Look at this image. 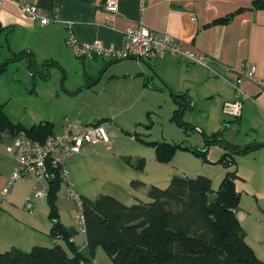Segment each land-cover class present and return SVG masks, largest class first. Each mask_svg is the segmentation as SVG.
<instances>
[{
	"label": "rangeland",
	"instance_id": "obj_1",
	"mask_svg": "<svg viewBox=\"0 0 264 264\" xmlns=\"http://www.w3.org/2000/svg\"><path fill=\"white\" fill-rule=\"evenodd\" d=\"M19 48L20 45L17 46L19 51L16 54L11 52L8 34L0 32V64L9 59L5 71L0 74V103L6 104L5 111L12 121L27 127L41 121H52L55 131H59L64 125L82 126L103 118L108 119L105 124L110 131L111 148L99 146L86 157H79L74 161L70 159L67 164L75 187L91 199L107 194L127 205L140 200L148 202L150 186L165 188L174 175L208 176L216 191L226 173L236 168H228L218 162L225 153L231 152L230 144H264V114L232 117L223 112L222 105L216 98L203 95L199 101L194 99L187 105L182 116L178 117L176 110L180 105L172 97L169 87L156 85L157 82L151 84L138 77L111 78L110 71L106 74L104 72L91 87L80 86L77 85L78 75L73 72L67 75L56 64L42 66L39 68L40 72L33 74L36 66L27 70L29 56L17 57L24 49ZM126 61L129 60H120L113 66ZM86 75L88 73L83 68L84 82ZM217 133L218 140L206 146V141L214 138ZM146 141H168L206 149L209 162H204L191 151L178 150L170 162L162 163L156 160L155 148ZM233 155L241 176L237 180V189L241 194L240 204L251 206L257 203L262 208L261 218L264 222V146ZM138 157H144L147 161L143 171L136 170L127 162L128 158L135 160ZM131 174L135 176L133 180H140L144 184L138 188L133 187V180L129 183L128 179ZM23 179L26 180H23V185L30 189L33 179ZM23 185L22 191L25 190ZM66 195L67 186L63 183L58 192L57 203L60 202L65 224L78 230L75 239L88 263L113 264L102 246L96 249L94 255L86 247V233L78 227L75 218L76 205ZM135 195L138 200L131 199ZM41 200L47 199L36 200L33 205ZM28 209L25 200L20 216L23 223L33 217ZM41 217L46 218V213ZM5 218L16 223L12 215L6 214ZM2 228L3 224L0 226V253L13 247L7 245L16 235L11 232L3 233ZM47 237L49 236L45 238ZM49 243L51 244L50 240ZM60 244L65 246L64 242ZM21 249L31 250L29 247Z\"/></svg>",
	"mask_w": 264,
	"mask_h": 264
},
{
	"label": "crops",
	"instance_id": "obj_2",
	"mask_svg": "<svg viewBox=\"0 0 264 264\" xmlns=\"http://www.w3.org/2000/svg\"><path fill=\"white\" fill-rule=\"evenodd\" d=\"M29 1L57 14L58 21L41 25L33 21L14 2L5 1L0 5V29L2 27L1 32L8 34L10 51L16 54L19 51L17 46L20 45V48H24L23 51H29L28 56L32 55L35 63L50 61L52 65L61 67L67 75L70 72L78 75L77 85L86 86L83 68L90 79L94 80L101 69L111 64L105 71V74L110 71L111 78L120 76L125 79L144 78L146 82L150 81L151 84L157 82L156 85L169 87L176 93H186L192 101L194 99L199 101L203 95L211 99L216 98L222 106L225 101L240 100L243 104L241 118L244 114H264V7L255 6V0H123L117 14L107 11L102 6L103 0ZM232 13L236 15L229 21L213 23L216 19ZM139 23L179 39L186 50L206 55L210 68L174 53H167L163 59L146 61L122 59L129 61L115 67L114 62L120 60H107L100 56L78 58L66 43L67 36L72 31L80 42L88 43L99 39L106 45L121 48L124 44L125 28ZM249 64L258 67L257 77L244 78L241 83L236 84L237 73L244 65ZM234 85H238V89ZM99 146L105 148L106 145H85L82 154H74L67 158L66 165L70 159L74 161L79 157H86ZM14 151V135L2 133L0 226L3 224V233L16 234L14 240L7 246L32 249L36 245L50 247L55 242H64L50 235L52 221L49 218L47 200L32 204L28 210L33 213V217L25 223L21 220V207L25 205L29 189L23 185L25 179L18 180L19 183L16 181L9 194L3 198V188L17 166ZM133 177L135 176L131 174L128 178L129 183ZM22 185L25 187L24 191ZM77 191L79 192L78 189ZM131 199L139 198L135 195L131 196ZM57 205L61 222L66 227H71L63 220V210L59 201ZM45 213L46 218H42L41 215ZM6 214L14 216L16 223L6 219ZM261 214L262 208L257 203L251 206L240 204L237 211V216L247 233L246 241L256 255L264 260V222ZM78 227L80 228L79 224ZM47 235L49 237L45 238ZM76 237L75 235L72 241L78 248ZM85 244L88 247L86 241ZM78 249L82 253L80 248Z\"/></svg>",
	"mask_w": 264,
	"mask_h": 264
},
{
	"label": "trees",
	"instance_id": "obj_3",
	"mask_svg": "<svg viewBox=\"0 0 264 264\" xmlns=\"http://www.w3.org/2000/svg\"><path fill=\"white\" fill-rule=\"evenodd\" d=\"M254 4L264 7V0H255ZM234 15L236 13L218 18L213 23L227 22ZM2 30L1 27L0 32ZM23 55L28 56L27 51L16 56L21 58ZM29 58V66L35 67L32 55ZM8 63L9 59L0 64V74ZM170 92L180 105L176 110V116L180 117L192 100L186 93H176L171 89ZM5 105L0 103V140L2 133L14 135L24 130L32 138L43 142L55 132L52 121H41L30 127L12 121L5 111ZM106 120L103 118L93 124ZM219 133L207 140L206 146L216 142ZM146 143L155 148L156 160L162 163L170 162L178 150L191 151L204 162H209L206 149L168 141ZM230 146L234 150L242 148V153H246L260 145ZM127 162L136 170H144L147 164L144 157L135 160L128 158ZM218 162L228 168H236L226 173L216 191L208 176L174 175L165 188L150 186L148 202L140 200L127 205L112 195L100 194L95 199L81 195L86 243L91 254L94 255L96 249L102 246L113 264H264V260L246 241L247 233L237 216L241 202L237 180L241 176L235 156L227 152ZM143 184L140 180L132 181L135 188ZM61 185L60 178L50 182L46 199L52 221L50 235L54 239L60 237L66 247L58 242L50 247L36 245L30 251L13 246L0 253V264H89L72 241L77 230L61 222L57 205Z\"/></svg>",
	"mask_w": 264,
	"mask_h": 264
},
{
	"label": "built area",
	"instance_id": "obj_4",
	"mask_svg": "<svg viewBox=\"0 0 264 264\" xmlns=\"http://www.w3.org/2000/svg\"><path fill=\"white\" fill-rule=\"evenodd\" d=\"M5 1L7 0H0V5ZM10 1L41 25L58 21L57 14L45 10L29 0ZM121 1L123 0H103L102 6L107 11L117 14ZM123 37V46L116 48L106 45L99 39L88 43L80 42L70 31L66 43L78 58L100 56L115 61L129 58L146 61L155 58L163 59L167 53H174L191 62L210 68L209 58L206 55L186 50L179 39L159 33L143 23L126 27ZM257 73L256 65H244L243 69L237 73L236 84L241 83L244 78H256ZM234 87L238 89V85H234ZM222 110L226 115L239 118L242 115L243 104L240 100H228L223 103ZM14 137V156L17 166L3 188V198L9 194L16 181L32 178L33 183L26 195L27 206L30 209L34 201L48 197L50 182L60 178L62 184L67 186V198L76 205V220L80 229L86 232L83 200L74 185L66 160L71 155L82 154L85 145L104 144L111 147L112 139L105 122L82 126L64 125L60 131L50 134L43 142L32 138L24 130L15 133Z\"/></svg>",
	"mask_w": 264,
	"mask_h": 264
},
{
	"label": "water",
	"instance_id": "obj_5",
	"mask_svg": "<svg viewBox=\"0 0 264 264\" xmlns=\"http://www.w3.org/2000/svg\"><path fill=\"white\" fill-rule=\"evenodd\" d=\"M31 59L29 58V61H30ZM114 63H116V62H114ZM47 63H37L36 64V69H35V71H34V73L33 74H35V73H37L38 72V70H39V68L40 67H42V66H45ZM50 64H52V63H50ZM49 64V65H50ZM111 64H108V65H106L103 69H101L98 73H97V75L98 76H96V78L93 80V79H90V77L88 76V75H86V87H91L92 86V84L93 83H95L96 82V80H97V78H101V75H103V73L107 70V68L110 66ZM29 69H30V66H29V64H28V67H27V70L29 71ZM150 69H152L151 67H150ZM84 71H85V68H84ZM260 146H264V144H259ZM230 147V151L233 153V154H240V153H242V148L241 149H237V150H234V149H232L231 148V146H229Z\"/></svg>",
	"mask_w": 264,
	"mask_h": 264
},
{
	"label": "flooded vegetation",
	"instance_id": "obj_6",
	"mask_svg": "<svg viewBox=\"0 0 264 264\" xmlns=\"http://www.w3.org/2000/svg\"><path fill=\"white\" fill-rule=\"evenodd\" d=\"M44 63H46V62H44ZM36 64H37V63H36ZM47 65H48V64H46L45 66H47ZM35 66H36V65H35ZM45 66H44V67H45ZM38 71H39V70H38Z\"/></svg>",
	"mask_w": 264,
	"mask_h": 264
}]
</instances>
